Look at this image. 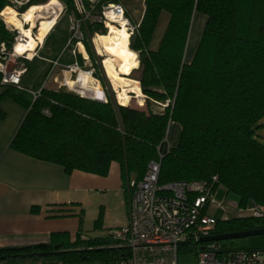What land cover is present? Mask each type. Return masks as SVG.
<instances>
[{"label": "trees", "instance_id": "trees-1", "mask_svg": "<svg viewBox=\"0 0 264 264\" xmlns=\"http://www.w3.org/2000/svg\"><path fill=\"white\" fill-rule=\"evenodd\" d=\"M63 1L71 11L70 0ZM162 12L168 14L166 26L152 49ZM195 13L206 21L187 61ZM3 20L0 62L11 52L16 34ZM130 22L135 28L129 47L137 52L139 65L127 77L139 81L146 109L129 106L135 97L126 105L116 104L99 70L95 74L106 101L48 87L31 89L39 90L34 98L26 86L3 84L0 72V104L8 98L27 110L10 148L58 164L66 174L80 170L106 176L110 163L117 162L125 187L128 179H141L161 149L159 183L216 177V185L233 194L240 206H264V142L256 135L264 119V0H143L140 20ZM93 29L105 33L101 25ZM85 47L97 67L89 42ZM77 59L83 62L80 55ZM32 61L24 59L26 70ZM150 101L163 105V111H152ZM4 116L0 107V119ZM171 122L181 130L177 144L165 150ZM101 219L100 212L95 228ZM256 228H264V218L236 215L217 218L213 234ZM211 248L213 243L189 241L177 253ZM217 251H223L221 245ZM128 257V248L110 233H78L71 241L66 233L54 232L47 243L0 248V264H121Z\"/></svg>", "mask_w": 264, "mask_h": 264}, {"label": "built area", "instance_id": "built-area-1", "mask_svg": "<svg viewBox=\"0 0 264 264\" xmlns=\"http://www.w3.org/2000/svg\"><path fill=\"white\" fill-rule=\"evenodd\" d=\"M51 1L56 3V19L48 34L54 30L61 16L66 15L67 37L59 56L68 51L75 58L67 68L76 74L80 69L83 70L77 57L80 55L83 62L89 59L86 42H89L92 50L98 55L95 44L98 32L93 29L95 26L101 25L106 31V22L112 18H124L130 24L128 29L130 37L134 31L135 27L126 14L122 0H70L72 10L69 12L66 11L63 0H0V3H5L4 8L0 10V18L3 20L1 14L7 6L14 8L21 16L19 12L21 8H28L33 4L45 6ZM44 13V16L49 17V13ZM34 14L36 23H40L38 12ZM22 23L23 27H30L28 22L23 20ZM6 25L9 30L16 32L8 57H22V54L17 55L14 52V44L21 39L22 34L19 29L12 28L7 23ZM34 37L36 38L35 35ZM42 44L43 42H38L33 55L38 54ZM1 47L3 50V44ZM84 52L87 57L84 56ZM8 57L0 62L1 82L20 86L25 69L23 67L8 69ZM57 58L50 62L57 65ZM84 71L93 74L91 69ZM61 85L67 87L69 92L82 96L64 83L59 84ZM30 92L34 98L39 94V90ZM103 99L105 101V97ZM44 113L49 114L47 110H44ZM168 149L169 146L165 143V150ZM163 154L159 149L158 160L148 163L141 179H128L126 183L127 223L110 232L129 250L128 260L121 264H180L177 259L178 246L189 241L198 242L199 238L212 235L217 219L212 216L211 210L225 211L226 206L223 202H216L214 198L218 186L216 177L210 181L174 180L159 183L160 160ZM228 205L234 207V216L264 218V206L251 204L243 207L234 201H229ZM190 264H264V250L239 248L219 252L214 248L201 249L196 253L195 261Z\"/></svg>", "mask_w": 264, "mask_h": 264}, {"label": "crops", "instance_id": "crops-1", "mask_svg": "<svg viewBox=\"0 0 264 264\" xmlns=\"http://www.w3.org/2000/svg\"><path fill=\"white\" fill-rule=\"evenodd\" d=\"M31 6L36 8L39 5ZM7 8L15 15H20L14 8L10 6ZM162 19L163 14L160 16L151 42L152 49L158 45V41L155 43V37ZM205 21V15L194 14L185 50L187 61L192 58L198 42L199 33L197 34L195 25L202 29ZM26 22L30 24V28L34 27V31L36 30L35 15L32 14ZM50 34L44 38L47 39ZM45 39L41 42L44 43ZM42 48L43 44L38 53ZM52 50L50 48L49 54L44 55L45 60L52 61L59 56V53H53ZM33 54L34 52L30 53L31 56L28 60L36 57ZM63 56L69 57L70 63L75 59L68 51ZM84 56L87 57L85 52ZM20 67L26 70V64ZM24 74L21 77V85L30 88V90L36 89V87L26 85ZM130 95V99L137 98L133 93ZM0 107L5 112L4 118L0 119V248L47 243L50 240V235L54 232L66 233L73 241L78 233L95 237L105 236L111 231L119 229L120 227L106 226L103 227L106 230L104 235L90 234L95 230H87L85 221L94 219L100 208L104 209L106 219L111 214H115L114 211L116 212L117 209L123 212L124 207L127 216V196L120 165L117 162H111L106 176L80 170L66 174L62 166L58 164L38 160L17 152L10 148V142L27 110L8 98L2 100ZM169 127L173 137L172 139L170 137L169 140L166 137V143L171 147L175 145V135L180 133L181 128L177 122H171ZM122 218L116 217L115 219L124 221L123 214Z\"/></svg>", "mask_w": 264, "mask_h": 264}, {"label": "rangeland", "instance_id": "rangeland-1", "mask_svg": "<svg viewBox=\"0 0 264 264\" xmlns=\"http://www.w3.org/2000/svg\"><path fill=\"white\" fill-rule=\"evenodd\" d=\"M122 2L129 14V20L137 23L139 19L141 18V14L143 12V0H122ZM162 14H163V19L159 26L157 36L155 37V43L159 41L161 35L164 32L165 26H166L168 14L166 12H162ZM191 27H192V23H191ZM191 27H190V30H191ZM203 27L204 26H202V29ZM195 28L197 30V34L199 33V37L197 38V41H199L202 29L196 25H195ZM189 34H190V31H189ZM66 37H67V16L62 15L57 25L55 26L54 31L47 37V39H45L42 50L36 55V57H33L31 67L25 70L24 76H25L26 85L31 86V87L33 86L34 88L35 87L36 88L48 87V88H52L56 90H62V91L69 92L67 87L63 85L59 86V84L64 83L63 79H65L66 76L70 77L71 79H74L76 77V72L70 71L67 68V65L70 63L71 59L69 57L61 55L57 58V65H54L49 60L44 59L45 57L44 55L49 54L50 48L53 49L52 50L53 53H59L65 45ZM104 40L106 41H103L102 39L99 40L98 45L101 47L103 55H109L107 56L108 58L98 56L93 51L95 54L96 61H97V67H95V65L92 63L90 58L85 62H81V65H82L83 70L91 69L93 72L92 76L96 78L97 80H98L97 76L94 75L95 72L99 70L101 71V73H103V80L106 86L105 88L109 90V93L113 95V99L115 103L118 104V101L116 99V92L119 89L118 78L120 75H122L123 66H122V62L116 57V55H114L112 46L108 44L107 42V40L111 42V40L109 39V35L105 36ZM197 44L198 42L196 43V46ZM24 59L28 60V58H26V55H23L22 57H14V56L10 57L9 56L7 59L8 69H11L12 67L25 66ZM65 72H68V73L70 72V73L69 75L68 73L66 75ZM129 72L125 73L124 76L127 77V74H129ZM98 81L100 83V86H102L101 90H103V95L100 98H97V99L93 98V99L104 101L103 97H105V101H106V94H105L106 90L104 86L101 84L100 80ZM112 88L114 89V91ZM73 94H75V92ZM81 95L85 96L86 94L84 93ZM89 99H92V98H89ZM139 100H140L139 98L132 99L129 106L134 107V108L146 109V105H144V97L142 98L143 105H138L137 101L140 102ZM162 106L163 105H159L157 103L150 101V109L152 111L161 112L163 111ZM260 123H261V126L257 129L256 135H257V138L261 142H264V119H262ZM178 134L175 135L176 137L175 145L177 144V141H178V137H179ZM170 137L172 139L173 136L170 134V127H169L168 132H167L168 140L170 139ZM214 198L216 202H219V203L223 202L226 208H225V211L220 210V209L211 210L212 216L215 217L216 219L222 218V217L227 218V219L232 218L235 214V209L234 207L229 206L228 202L229 201L236 202L237 198L233 194L227 193L224 187L221 185L217 186V191H216ZM125 210H126L125 207L123 209V212L120 209H117L116 212L114 211L115 214H111L106 219L104 209L100 208L94 219L93 218L91 220L87 219V221H85L86 222L85 228L87 230H93V229L95 230L94 233H90V234L104 235L106 233V230H104L103 227H106V226L112 227V228L123 227L127 223V216L125 214ZM100 212L102 213L101 223L99 227L95 228L94 226L95 220L98 218ZM122 214L125 217L124 221L120 219L118 220L115 219L116 217H120L121 219H123ZM220 245L223 248V250H231V249H239V248L240 249L264 250V235H255V236H248V237H242V238H236V239H228V240L221 241ZM195 258H196V254L194 252H190L187 254L179 253L177 255V259L180 264L193 263L195 261Z\"/></svg>", "mask_w": 264, "mask_h": 264}, {"label": "bare ground", "instance_id": "bare-ground-1", "mask_svg": "<svg viewBox=\"0 0 264 264\" xmlns=\"http://www.w3.org/2000/svg\"><path fill=\"white\" fill-rule=\"evenodd\" d=\"M55 4V2L51 1L45 6L39 5L36 8L34 6H30L23 13H21V17L10 12L7 7L3 10L1 16L5 22L10 27L19 29L22 34L21 39L14 44L15 54L26 55V58H30V53L34 52L38 42L40 43L44 39L56 19ZM35 12H38L37 16L41 18L39 20L40 23L37 22L36 30L34 31V27H27L26 29L23 28L22 19L26 21L32 16V14L35 15L36 19V14H34ZM44 12L47 14L49 13V17L44 16ZM129 26L130 24L124 18H112L111 21L106 22L105 24V27L107 28L105 31L106 33L98 34L95 37L98 55L108 58L107 56L109 55H103L102 49L98 45V42L101 39L106 41L104 40L105 36L109 35L111 42L109 40H107V42L112 46L114 55H116V57L122 62L123 71L122 75H120L118 78L119 89L116 92V99L120 105H126L128 103L131 93L140 99V104L142 103V98L144 96L141 91L139 81L124 76L125 73H128L139 65L137 52L131 50L128 46L130 41L128 31ZM67 73L68 72H65L66 75ZM63 80L65 85H67L72 90H76L79 94L85 93V96H90L92 98H100L103 95L99 81L88 71L80 69L74 79L66 76Z\"/></svg>", "mask_w": 264, "mask_h": 264}, {"label": "water", "instance_id": "water-1", "mask_svg": "<svg viewBox=\"0 0 264 264\" xmlns=\"http://www.w3.org/2000/svg\"><path fill=\"white\" fill-rule=\"evenodd\" d=\"M255 235H264V228H256L252 230L238 231V232L225 233V234H212L206 237L199 238L198 243H213V248L218 250L221 241L248 237V236H255Z\"/></svg>", "mask_w": 264, "mask_h": 264}]
</instances>
